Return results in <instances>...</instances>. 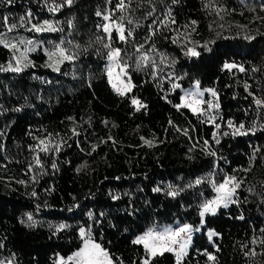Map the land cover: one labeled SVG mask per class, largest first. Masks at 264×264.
I'll return each instance as SVG.
<instances>
[{
  "label": "trees",
  "instance_id": "16d2710c",
  "mask_svg": "<svg viewBox=\"0 0 264 264\" xmlns=\"http://www.w3.org/2000/svg\"><path fill=\"white\" fill-rule=\"evenodd\" d=\"M119 4L0 0V38L17 45L0 44V262L57 264L80 249L84 228L113 264H143L138 236L188 224L195 232L179 264H264V104L255 103L264 100V0ZM45 20L57 30H31ZM105 44L128 57L162 52L184 79L173 88L152 68L122 62L131 87L121 95ZM56 45L75 58L57 65ZM194 82L212 90L199 112L181 104ZM241 124L246 134L232 135ZM233 176L234 202L201 223V205ZM26 214L38 221L29 226ZM149 264L177 259L166 251Z\"/></svg>",
  "mask_w": 264,
  "mask_h": 264
},
{
  "label": "snow or ice",
  "instance_id": "6c2138e0",
  "mask_svg": "<svg viewBox=\"0 0 264 264\" xmlns=\"http://www.w3.org/2000/svg\"><path fill=\"white\" fill-rule=\"evenodd\" d=\"M9 3L12 2V0H8ZM66 2L70 5L72 3V0H66ZM60 5H56L55 7L51 8L50 11L55 12L59 9ZM121 9L124 7V0H120V4L118 5ZM262 7H264V4H262ZM28 15H31L30 13ZM97 15H100L98 12ZM22 20L24 19L23 17L21 18ZM105 20H109V16L105 15L104 16ZM7 21V18L5 17V22ZM195 23V22H193ZM16 27L15 24L10 25L8 28V31H12ZM104 31L105 32H110V25L105 24L104 26ZM36 32H46V31H56L57 29L47 20L43 21V24H33L32 29ZM116 31L119 33V39L121 41L125 40L126 37L124 35V26L123 24H119L116 26ZM132 33L128 32V36H131ZM245 39H252V37H245ZM20 43H24V41H20ZM28 43H31V41H28ZM0 44H3L5 47H11L15 49L17 47L16 44H9L6 43L4 39L0 38ZM106 48H109L108 52V59L111 62L109 64L108 68V75H109V82L111 83V76H112V64L116 63L120 57V49H112L110 45L105 44L104 45ZM141 48L143 45L140 46ZM206 47V45H205ZM32 50V49H28ZM59 54V58L55 61V63L58 65L59 63H62L64 60H72L75 57L71 55L65 54V49H63L60 45H56V50L52 53H49L50 58L57 56ZM188 54L192 56H198L200 53H198L195 49L190 48L188 49ZM148 57L146 55H143L138 59V67L140 66V61H144L145 63L148 61ZM20 60H17V64L19 65ZM27 65H25L26 67ZM49 67H53V65H49ZM225 68L231 69L235 67H239L240 71H244V68L242 66H237L235 64H228L226 63L224 65ZM9 68L12 71L19 72L22 69L17 66L15 68H12L11 65H9ZM7 69H4L0 67V71H5ZM53 70L58 71V67H53ZM123 71V69H121ZM115 87V85H113ZM178 84H174L173 88H178ZM248 85H245V88L247 89ZM130 88V85H129ZM119 94L123 95L124 92L121 91L120 89H116ZM206 91H212L210 89ZM189 97H192L194 95H202V93L199 92L198 85H197V92L196 93H188L187 94ZM213 95L215 93L213 92ZM182 100L184 97L181 98ZM201 103L200 101H190V103L185 104V107H192V111L194 112H199L201 111L198 107H193V104H198ZM255 103L257 105H262L264 104V100L256 99ZM133 104H138L136 100H133ZM208 109H213V108H218V104H213L212 102H207ZM142 107V105H140ZM179 107V106H177ZM229 126H232V121H229ZM217 128L220 127V125H216ZM244 128V125L241 124L238 128H234V131L232 132V135H245L246 133L242 131ZM215 135V133H214ZM150 143V142H148ZM219 143V141H217ZM40 145H45V141L41 140L39 142ZM42 151H47V146L43 147L41 149ZM37 163H39V160H37ZM53 167H55V164H53ZM196 183H200L199 180L196 181ZM240 187V183L236 180V177H226L224 182L219 184L218 186L215 187V191L217 193L216 197L212 200L206 201L204 204L201 205L200 207V212L199 215L201 217V223H203V217L205 214H215L217 211V207L223 205L224 207H227L229 203L234 202L233 201V196L235 194V191L237 188ZM157 191L159 189H156ZM169 195L175 196L177 195L176 192H169ZM35 195V193H33ZM28 220L30 221L29 226H32L35 224V221L32 220L31 215L28 216ZM65 225L61 224L58 226V229H63ZM191 232H192V226L185 224L181 227L178 228H171V227H165L161 231H154L152 229H149L148 232L144 233L142 236H138L133 243L134 244H143L146 252L148 253L149 259L151 257H154L158 254H163L164 252H176V259H177V264H179V261L181 260L182 256L185 254V250L187 248L188 242L191 240ZM80 235L83 238V247H81L78 251L74 252L71 256L67 258V260L60 258L57 261V264H69V261L72 262V264H113V261L107 252L106 249H104L99 243H96L91 239V230H85L84 228L80 229ZM212 235L214 233H209V239H211ZM184 241V242H181ZM179 244V248L176 249L173 247V245ZM209 260H213L214 257L212 255L208 256ZM149 259H145L143 264H149ZM0 264H3V262H0ZM10 264V262H9Z\"/></svg>",
  "mask_w": 264,
  "mask_h": 264
},
{
  "label": "rangeland",
  "instance_id": "374dc122",
  "mask_svg": "<svg viewBox=\"0 0 264 264\" xmlns=\"http://www.w3.org/2000/svg\"><path fill=\"white\" fill-rule=\"evenodd\" d=\"M111 28V26H110ZM143 55H146L149 59L148 61L145 63L144 61H140V66L138 67V59L140 57H142ZM122 62H129L131 63L135 70L139 69V68H152L155 75L156 76H162L163 78H165L167 81L170 82V84L173 86L174 84H178L180 85L181 82L183 81L184 77L179 74L173 67V61L172 59L162 53V52H159V51H152V52H143V51H139V52H136L132 57H128V56H123V55H120L118 61L116 63H113L112 64V76H111V84L112 85H115V88L116 89H120L121 91L123 92H127V91H130V88H129V85L130 83L127 81L128 77H127V73L125 71V67L123 65ZM111 62L109 61V59H107V63H106V70H107V75H108V68H109V64ZM121 69H123V71H121ZM109 77V75H108ZM197 85H198V89H199V92L202 93V95H197L198 96V99L199 101L202 103V98L205 97V95L210 92V91H206L208 90L207 87H199V84L198 82H194L193 86H189L187 88L184 89L183 91V96L184 99L181 101V104L183 106H185V104H187L186 102V94L188 93H196L197 92ZM131 87V85H130ZM200 103V104H201ZM189 108H192V107H189ZM2 116L1 115V112H0V120L2 119ZM1 132V131H0ZM218 186V185H217ZM217 195V194H216ZM230 204V203H229ZM228 204V205H229ZM223 206V205H221ZM220 206L217 207V210L219 209ZM28 216L29 215H24L23 216V221L25 223H28L30 224V221L28 220ZM32 217V220L35 221V223L38 221L36 217H34L33 215H31ZM183 225H174V226H171V228L175 229V228H178V227H181ZM164 229V228H163ZM163 229H159V230H163ZM149 231V230H148ZM147 232V231H146ZM194 229L192 228V232H191V239L194 235ZM191 241V240H190ZM96 242V241H95ZM183 242V241H181ZM98 243V242H96ZM189 243L187 244V248L189 246ZM101 245V244H100ZM178 245V244H177ZM177 245H173V247H175L177 249ZM102 246V245H101ZM81 247H83V241H82V245ZM80 247V248H81ZM103 247V246H102ZM187 248L185 250V254L182 256L184 257L186 254H187ZM78 251V250H77ZM174 253V252H173ZM72 255V254H71ZM70 255V256H71ZM69 257V256H68ZM67 257V258H68ZM60 258H63L65 260H67V258H64V257H61V256H58L57 259H56V262L60 259ZM71 262V261H69Z\"/></svg>",
  "mask_w": 264,
  "mask_h": 264
},
{
  "label": "built area",
  "instance_id": "2783aa9c",
  "mask_svg": "<svg viewBox=\"0 0 264 264\" xmlns=\"http://www.w3.org/2000/svg\"><path fill=\"white\" fill-rule=\"evenodd\" d=\"M190 101H199V99H198V96L197 95H194V96H192V97H189L187 94H186V102H187V104L188 103H190ZM193 107H198L200 110H201V108H202V103L200 104V103H198V104H193L192 105ZM217 194V193H216ZM216 194L214 195V197L212 198V199H214L215 197H216ZM211 199V200H212ZM152 230H154V231H161V230H156V229H152ZM147 232H148V230H147ZM144 233H146V232H144ZM143 233V234H144ZM142 234V235H143ZM184 242V241H183ZM175 248V247H174ZM179 248V244L177 245V249ZM174 252V254H175V258H176V252L175 251H173Z\"/></svg>",
  "mask_w": 264,
  "mask_h": 264
}]
</instances>
